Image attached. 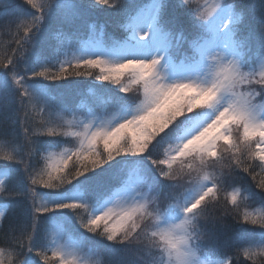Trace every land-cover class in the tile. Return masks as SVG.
Returning <instances> with one entry per match:
<instances>
[{
	"label": "snow or ice",
	"instance_id": "6c2138e0",
	"mask_svg": "<svg viewBox=\"0 0 264 264\" xmlns=\"http://www.w3.org/2000/svg\"><path fill=\"white\" fill-rule=\"evenodd\" d=\"M0 32V264L264 257V0H8Z\"/></svg>",
	"mask_w": 264,
	"mask_h": 264
},
{
	"label": "trees",
	"instance_id": "16d2710c",
	"mask_svg": "<svg viewBox=\"0 0 264 264\" xmlns=\"http://www.w3.org/2000/svg\"><path fill=\"white\" fill-rule=\"evenodd\" d=\"M7 2H8V0H0V7H2ZM201 2H202V0H201ZM10 39H11V37L6 32H0V55H3V53L6 49V45ZM80 79L86 80L89 82L91 81V77H82ZM80 99L83 101V103H80V100L77 101L78 110L76 112V115H78V116H81L82 113L87 112L90 107H94L100 103V98H98V94L93 95L91 93H86L85 96L81 97ZM67 118H71V115H69ZM37 119H38V117H37ZM29 123L30 124L32 123L31 119H30ZM165 147H166V145L161 147L159 149V151L161 153H163ZM70 148H72V145L64 144L60 148H55V149H52L51 151L58 153L64 149H70ZM6 151H8V148L5 145V139H4V137H0V154H3ZM42 163H43V161H42ZM174 167H175V165H174ZM257 174H258L257 178L259 179L260 176L264 175V172H262L258 168ZM241 211L260 212V211H264V208H262V206L257 203V204L252 205L248 209H241ZM240 231H244V229H240ZM246 247H249L251 249L252 253L254 254L253 259L255 260V264H261V261L264 260V257H261L258 255V253L260 251L259 236L257 235V239L251 245H247ZM90 257L93 259L104 258L102 254L100 256H93L87 250H85L84 252L81 253V258L85 261V264H86V261ZM240 260H242V261L245 260V257L243 255H241ZM5 264H8L7 258H5ZM248 264H253L252 260H249Z\"/></svg>",
	"mask_w": 264,
	"mask_h": 264
},
{
	"label": "rangeland",
	"instance_id": "374dc122",
	"mask_svg": "<svg viewBox=\"0 0 264 264\" xmlns=\"http://www.w3.org/2000/svg\"><path fill=\"white\" fill-rule=\"evenodd\" d=\"M212 2V0H209V3H211ZM259 74V68H258V66H257V75ZM166 147H167V145H166ZM176 167V166H175ZM0 179H3V177L2 176H0ZM0 210H3L2 209V207H0ZM81 264H85V261L81 258Z\"/></svg>",
	"mask_w": 264,
	"mask_h": 264
}]
</instances>
